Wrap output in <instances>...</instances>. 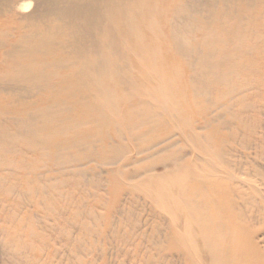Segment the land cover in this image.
Returning a JSON list of instances; mask_svg holds the SVG:
<instances>
[{
	"label": "bare ground",
	"instance_id": "6f19581e",
	"mask_svg": "<svg viewBox=\"0 0 264 264\" xmlns=\"http://www.w3.org/2000/svg\"><path fill=\"white\" fill-rule=\"evenodd\" d=\"M262 93L264 0H0V191L13 193L7 180L21 179L30 215L71 206L76 192L99 205L114 196L115 233L123 236L127 224L134 233L139 224L131 208L142 189L134 182L151 174L152 189L176 197L156 168L182 171L188 154L213 150L231 166L211 181L191 176L193 196L181 208L195 221L177 205L167 215L153 212L169 224L154 235L138 230L125 251L137 264L145 263V243L159 251L147 263L218 264L219 252L229 251L231 264H264V245L255 241V227L264 228L257 161L264 147L250 131L262 121L249 117L262 110L264 103H251ZM175 148L186 151L162 158ZM96 234L66 252H94Z\"/></svg>",
	"mask_w": 264,
	"mask_h": 264
},
{
	"label": "rangeland",
	"instance_id": "374dc122",
	"mask_svg": "<svg viewBox=\"0 0 264 264\" xmlns=\"http://www.w3.org/2000/svg\"><path fill=\"white\" fill-rule=\"evenodd\" d=\"M262 94L264 95V93ZM257 98L262 101H259ZM263 100L264 98L262 95L254 94L251 103L254 102L257 108L260 109L258 106L260 103H264ZM262 106V110H260L259 114L257 112L250 113L251 110L238 109H235L233 113L247 117L250 113L249 117H251V121L253 119L252 116L262 121V125L259 127H253L252 125L250 131L256 134L257 140L254 141H259L264 147V138L262 137L264 135V104H262ZM191 115H193V113ZM185 151L186 150L181 151L177 148L169 149L161 155L162 158H168L170 160L171 158H177V156L183 155ZM212 151L213 150L208 151L209 156L199 158L195 157L193 154H188L185 170L182 171L175 169L173 165L170 168V172H165L162 167L156 168L155 172L161 177L162 181L173 182L175 189L178 190V195L176 197L165 196L152 189V184L150 183L152 182L151 174H145L143 178L134 182V184L140 186L142 189V191H138V196L141 198L140 203L136 207L131 208L135 214L133 220L138 221L139 224L135 225V227H137L135 233L132 231L134 230L132 224H125L126 227L122 230L123 236H119L120 234L115 233L116 227L120 226L115 217L116 197L109 196L105 205H99L96 204V202H92L86 192H76L74 199L75 203H73V205L67 206L65 204H59L58 206H54L52 211L47 208H40L36 215H30L28 212L31 209H27L28 205L24 200V192L27 189V185H24L23 181L16 177L9 178L7 182L11 181L16 184V187L13 193L0 191V264H137L134 255L125 251L126 243L131 242L133 235L137 234L138 230H146L149 235H154L156 228L165 227L169 224V222L154 218L152 215L153 212L160 216L167 215L173 210V206L177 205L181 217L188 218L190 221H195L190 218L193 217L190 211L183 212V208H181L182 198L187 195L193 196V192L190 189L192 188L191 176L193 174H198L201 175L204 180L211 181L214 175L229 173L232 159H223ZM214 151L216 152V150ZM240 151L242 152L241 147ZM250 151V154H256V151ZM237 154L240 156V153ZM262 154L260 153V155ZM257 161H259L261 168H264V159ZM170 164H174V162H170ZM260 165L257 164L256 167ZM137 168L145 170L146 165L142 163ZM105 170L114 171V168H106ZM101 193L103 194L105 192L101 191ZM4 198H6L7 201ZM79 198H81L82 201L79 200ZM22 199L24 201H22ZM144 202H146V204H144ZM122 205L123 204H120V206ZM89 210L95 214L90 218H88L89 216L87 215L89 214ZM56 212L66 213L67 215L76 212L77 215L70 219L55 221L52 215ZM99 216L102 217L103 220L100 222L94 220V217L99 218ZM190 221H188V223ZM223 224L229 227V223L225 220H223ZM193 229V226L189 227V230ZM263 229V225L261 224L255 227V230H257L259 234V238L255 241L258 245L262 246L264 245L262 241L264 239L262 236ZM59 231L70 233V235L68 238L61 237ZM95 234L99 240H97L98 242H94L95 244L92 242L93 245L98 246L94 252H86L83 256L75 253V250L66 252L67 247L76 245L78 242L87 245L90 241H93L91 239H93L92 237H94ZM10 235H14L11 241L8 239ZM156 236L158 235L156 234ZM158 239L164 241L165 237L164 235H159ZM207 243L213 247L209 240ZM145 245L146 247L141 249L140 256H146V264H153L147 263L148 258L159 254V251L148 249V243H145ZM214 247L216 249L215 244ZM5 251L12 253L14 258L5 256ZM166 254L169 255V252ZM219 255L221 259L217 255L218 259H220L218 264H231L232 260H230L229 251H221Z\"/></svg>",
	"mask_w": 264,
	"mask_h": 264
}]
</instances>
